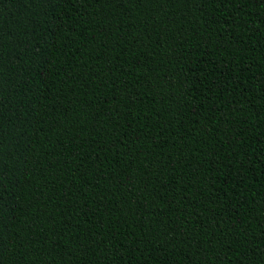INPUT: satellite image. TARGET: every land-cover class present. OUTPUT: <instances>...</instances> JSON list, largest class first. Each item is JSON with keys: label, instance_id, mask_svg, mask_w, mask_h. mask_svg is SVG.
Masks as SVG:
<instances>
[{"label": "trees", "instance_id": "16d2710c", "mask_svg": "<svg viewBox=\"0 0 264 264\" xmlns=\"http://www.w3.org/2000/svg\"><path fill=\"white\" fill-rule=\"evenodd\" d=\"M0 264H264V0H0Z\"/></svg>", "mask_w": 264, "mask_h": 264}]
</instances>
